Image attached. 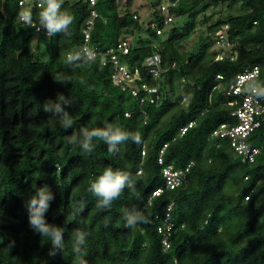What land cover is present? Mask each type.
I'll list each match as a JSON object with an SVG mask.
<instances>
[{"label":"trees","instance_id":"obj_1","mask_svg":"<svg viewBox=\"0 0 264 264\" xmlns=\"http://www.w3.org/2000/svg\"><path fill=\"white\" fill-rule=\"evenodd\" d=\"M209 1L241 4L244 12L220 17L209 27L215 32L229 24L236 60L215 61L216 51L207 55L209 44L197 53L179 50L178 41L196 27L198 11L210 5L206 0H178L171 11L188 15L184 27L174 28L161 40L150 24L148 36L133 42L130 52L121 56L142 76L123 89L112 80L113 64H104L101 55L88 59L82 46L93 8L99 15L91 40L100 52L139 29L130 0L124 8L120 0H99L95 6L85 0H63L62 10L73 18L71 35L41 33L36 43V35L19 20V0H0V264H74L77 230L86 233L80 251L87 264H264V129L248 139L252 146L262 147L254 163H243L228 139L212 137L221 124L237 123L230 82L253 65L261 66L264 80V0ZM153 14L162 26L160 8ZM69 52L80 54V67L66 62ZM154 53L161 54L167 69L160 79L144 65ZM57 73L67 75L71 83L54 81ZM143 83L159 85L160 97L154 95L151 101ZM131 88L139 95L134 96ZM57 93L74 102L64 105L73 120L71 128H62L57 118L43 111V104L55 101ZM192 121L181 136V129ZM106 124L139 133L142 142L129 138L116 154L100 140L93 141L91 153L67 142L81 127ZM168 142L164 164L176 169L192 164L189 181L152 197L166 185L159 158ZM109 166L130 173L136 181L134 190L125 188L111 208L98 209L89 187ZM45 186L53 196L45 222L63 230L55 256L49 255L54 246L47 238L29 227L24 206L30 192ZM172 202L176 231L170 249L164 251L158 225ZM81 204L83 212L76 213ZM134 208L144 211L150 223L126 228L122 210Z\"/></svg>","mask_w":264,"mask_h":264},{"label":"built area","instance_id":"obj_2","mask_svg":"<svg viewBox=\"0 0 264 264\" xmlns=\"http://www.w3.org/2000/svg\"><path fill=\"white\" fill-rule=\"evenodd\" d=\"M91 6H95L99 0H85ZM178 0H168L166 4H162L160 7L161 15L163 18L162 26H158L155 22L153 27L157 30L159 35H162L167 25L174 21L175 12L171 11V7L176 6ZM21 7V13L24 11H30L32 14L40 11L39 0H19ZM20 13V14H21ZM96 9H92L91 17L86 22L84 29L85 41L82 46V51L85 53L88 59L94 60L98 55L103 58V63L113 64L114 71L112 73V80L115 84L121 85L123 89L131 86V83L136 79L142 80L141 72L139 68L132 69L125 59H121L130 52L131 40L126 38L119 41L116 47H111L105 52H100L98 47L92 43L91 31L94 25V19L98 17ZM37 16L33 17L35 21ZM19 20L20 15H19ZM23 22V21H22ZM26 26H28L26 24ZM34 35L44 33L49 35L46 31L38 29V27L28 26ZM229 24L223 23L215 31V45L216 53L215 61H225L227 59L234 61L237 58V52L234 50V43L229 37ZM163 59L160 53H154L144 60L149 74L155 79H160L162 74L167 71L163 67ZM247 77V80L245 79ZM219 80H223L224 76L217 75ZM143 89L149 96L151 101H154V95L159 98V85H149L143 83ZM255 89V91H254ZM134 96L139 95V91L136 88H131ZM264 91V80L262 78V68L260 65H253L246 68L243 72L239 73L237 77L230 82L228 93L235 98V101L230 104L237 107L233 111V115L237 118V123L230 125L227 123L221 124L216 128L212 137L218 140L228 139L230 145L235 149L241 158L243 163H254L262 152L261 146H252L248 139L254 131L257 129H264V97H261L258 93ZM144 101V99H142ZM194 121L190 122L187 126L181 129L180 135H184L188 128L192 127ZM169 142L166 143L161 150V156L159 162L163 164V175L166 179L165 187H159L154 192L152 197L160 195L166 188H177L189 181V172L192 164H189L186 168L176 169L173 164H164L162 154L165 152ZM264 145V138H263ZM158 193V194H156ZM248 198V197H247ZM174 203H170L166 206L162 215V222L158 225V232L162 235V247L164 251H167L171 247V238L176 231V224L172 219Z\"/></svg>","mask_w":264,"mask_h":264},{"label":"clouds","instance_id":"obj_3","mask_svg":"<svg viewBox=\"0 0 264 264\" xmlns=\"http://www.w3.org/2000/svg\"><path fill=\"white\" fill-rule=\"evenodd\" d=\"M63 0H39L40 11L37 19L34 21L30 11H24L20 14V19L30 27H38L46 31L49 35L63 33L70 36V25L72 24V16L66 10H62ZM81 60L79 53L69 52L66 56V62L69 65L80 67L78 61ZM247 80V77H245ZM53 80L64 84L71 83V79L67 75L57 73L53 75ZM255 91V89H254ZM264 97V91L258 93ZM74 103L66 99L63 93H57L55 101L48 99L43 104V111L51 113V117L58 119L62 128L68 129L73 126V120L64 105ZM131 139L132 142L140 144L141 136L139 133L126 132L120 127L106 124L103 128L81 127L78 133H73L67 138V142L71 145H78L82 151L91 153L94 150V140L103 141L108 146L110 153L116 154L120 151L119 146L125 141ZM135 178L130 173L121 169H113L105 167L102 174L94 179L90 184L89 191L97 197L96 207L98 209H109L114 201L118 200L125 188L134 190ZM158 194V193H156ZM30 198L24 202V206L29 211L28 223L29 227L39 234L42 239L47 238L54 248L49 252L50 256H55V248L61 247L62 228L55 225H49L45 222V212L49 209V201L53 199L52 193L47 186L35 188L29 193ZM83 204L76 209V213L83 212ZM122 219L126 228H135L139 224L150 223V218L144 211L134 208L132 211L123 209ZM72 216L68 217L71 220ZM86 233L79 230L73 232L74 244L73 252L77 255L74 258V264H87L83 259V253L80 251L81 246L85 243Z\"/></svg>","mask_w":264,"mask_h":264},{"label":"rangeland","instance_id":"obj_4","mask_svg":"<svg viewBox=\"0 0 264 264\" xmlns=\"http://www.w3.org/2000/svg\"><path fill=\"white\" fill-rule=\"evenodd\" d=\"M206 1L210 7L206 8L205 10L200 8L201 10L198 11V15L196 16V27L190 33L191 35L183 40L178 41L177 43L179 50L185 55L199 52L204 44L210 45L207 49V55H212L217 48L214 42L215 32H211L209 27L220 17L244 12L243 9H241L240 3L233 5H229L228 3H220L215 5L209 0ZM167 2L168 0H130V9L132 11H136L140 19L139 29L130 30L126 35L132 43L148 36L146 31L147 28L150 26V24L153 26V24L156 22L153 14L154 11L158 10L161 4H166ZM126 4L127 0H120L121 7L124 8ZM188 18V15H175L174 21L166 26L164 33L160 37L161 40H165L169 36L171 30L174 28H177L178 31H180L181 28L184 27L186 23L185 21H187ZM38 38L39 37L37 35L34 36V43H36ZM41 49L44 50L43 45H41ZM176 84L178 83L176 82ZM229 185L230 183L227 184V187L233 189V186L231 187Z\"/></svg>","mask_w":264,"mask_h":264}]
</instances>
